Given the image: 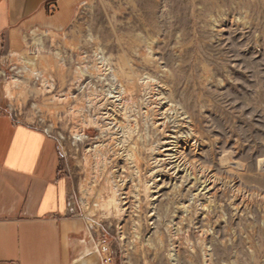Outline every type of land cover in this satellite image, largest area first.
Wrapping results in <instances>:
<instances>
[{
  "label": "rangeland",
  "instance_id": "1",
  "mask_svg": "<svg viewBox=\"0 0 264 264\" xmlns=\"http://www.w3.org/2000/svg\"><path fill=\"white\" fill-rule=\"evenodd\" d=\"M0 67L115 264H264V0H84Z\"/></svg>",
  "mask_w": 264,
  "mask_h": 264
},
{
  "label": "crops",
  "instance_id": "2",
  "mask_svg": "<svg viewBox=\"0 0 264 264\" xmlns=\"http://www.w3.org/2000/svg\"><path fill=\"white\" fill-rule=\"evenodd\" d=\"M83 1L0 0V49L18 54L28 33L63 31ZM67 193L56 141L0 105V264H100L80 245L83 222L66 216Z\"/></svg>",
  "mask_w": 264,
  "mask_h": 264
},
{
  "label": "built area",
  "instance_id": "3",
  "mask_svg": "<svg viewBox=\"0 0 264 264\" xmlns=\"http://www.w3.org/2000/svg\"><path fill=\"white\" fill-rule=\"evenodd\" d=\"M65 207L67 218L82 221L84 224V238L80 240V245L89 246L86 256H97L100 264H115L117 255L110 243V235L102 225L91 219L80 206L78 207L72 193L66 194Z\"/></svg>",
  "mask_w": 264,
  "mask_h": 264
},
{
  "label": "bare ground",
  "instance_id": "4",
  "mask_svg": "<svg viewBox=\"0 0 264 264\" xmlns=\"http://www.w3.org/2000/svg\"><path fill=\"white\" fill-rule=\"evenodd\" d=\"M10 92V91H9ZM67 214V213H66ZM84 245V244H83ZM85 247H87L88 249H87V251H89V246H87V245H84Z\"/></svg>",
  "mask_w": 264,
  "mask_h": 264
}]
</instances>
